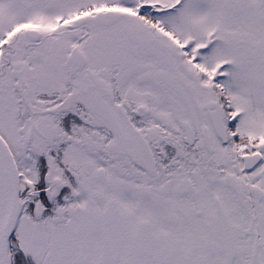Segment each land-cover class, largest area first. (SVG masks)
Instances as JSON below:
<instances>
[{
    "label": "snow or ice",
    "instance_id": "6c2138e0",
    "mask_svg": "<svg viewBox=\"0 0 264 264\" xmlns=\"http://www.w3.org/2000/svg\"><path fill=\"white\" fill-rule=\"evenodd\" d=\"M0 264H264V0H0Z\"/></svg>",
    "mask_w": 264,
    "mask_h": 264
}]
</instances>
